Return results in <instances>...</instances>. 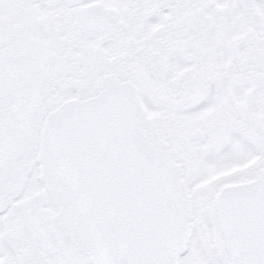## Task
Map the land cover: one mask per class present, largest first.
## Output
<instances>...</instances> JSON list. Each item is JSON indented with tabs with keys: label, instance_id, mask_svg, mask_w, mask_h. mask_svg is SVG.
Wrapping results in <instances>:
<instances>
[{
	"label": "snow or ice",
	"instance_id": "1",
	"mask_svg": "<svg viewBox=\"0 0 264 264\" xmlns=\"http://www.w3.org/2000/svg\"><path fill=\"white\" fill-rule=\"evenodd\" d=\"M0 264H264V0H0Z\"/></svg>",
	"mask_w": 264,
	"mask_h": 264
}]
</instances>
